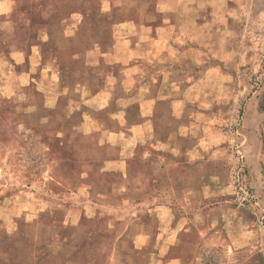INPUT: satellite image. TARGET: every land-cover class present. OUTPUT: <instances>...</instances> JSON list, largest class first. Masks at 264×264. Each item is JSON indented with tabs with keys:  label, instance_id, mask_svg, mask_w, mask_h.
Here are the masks:
<instances>
[{
	"label": "crops",
	"instance_id": "0c3cea01",
	"mask_svg": "<svg viewBox=\"0 0 264 264\" xmlns=\"http://www.w3.org/2000/svg\"><path fill=\"white\" fill-rule=\"evenodd\" d=\"M19 1L30 0H0V44L8 45L0 52V104L21 98L37 77L39 93L24 98L40 95L41 129L55 138L86 135L87 146L98 142L104 153L94 162L113 166L106 169L113 175L110 204L132 212L119 264H138L137 248L154 237L162 250L147 252L145 264H188L170 249L186 243L191 227L206 248L228 242L215 229L231 227L240 215L228 204L223 167V126L239 107L226 68L239 65L240 53L224 21L239 18L249 0H99L113 44L84 47V67L66 72L60 57L16 44ZM72 42L59 50L79 52ZM78 60L73 55L70 66ZM207 162L212 170H189ZM136 196L141 201L131 203ZM176 208L186 216L177 218Z\"/></svg>",
	"mask_w": 264,
	"mask_h": 264
},
{
	"label": "rangeland",
	"instance_id": "374dc122",
	"mask_svg": "<svg viewBox=\"0 0 264 264\" xmlns=\"http://www.w3.org/2000/svg\"><path fill=\"white\" fill-rule=\"evenodd\" d=\"M98 1H19L16 44L29 54L60 57L64 72L83 68L84 47L113 44L112 24L101 16ZM224 23L235 34L231 41L241 63L226 68L234 74L239 107L233 115L227 112L223 126V167L232 189L228 204L240 215L231 227L215 229L228 242L206 248L191 227L186 243L170 253L183 255L188 264H264V0H249L239 18ZM72 41L79 52L59 50ZM7 46L0 44L2 55ZM75 54L79 62L70 66ZM34 78L21 98L0 104V264H119L117 255L129 246L126 219L132 212L110 204L113 175L106 169L113 166L94 162L104 151L98 142L87 146L86 135L55 138L41 129L40 95L24 98L39 93ZM195 169L203 173L213 165L189 167ZM176 210L177 218L186 216ZM162 246L154 237L149 246L137 248L138 264Z\"/></svg>",
	"mask_w": 264,
	"mask_h": 264
}]
</instances>
